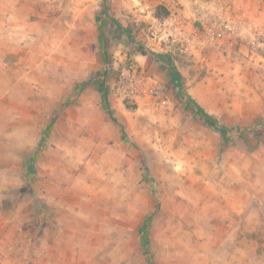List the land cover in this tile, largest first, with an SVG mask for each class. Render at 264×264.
I'll list each match as a JSON object with an SVG mask.
<instances>
[{"label": "rangeland", "instance_id": "obj_1", "mask_svg": "<svg viewBox=\"0 0 264 264\" xmlns=\"http://www.w3.org/2000/svg\"><path fill=\"white\" fill-rule=\"evenodd\" d=\"M167 1L45 0L43 87L0 63V264H264V43Z\"/></svg>", "mask_w": 264, "mask_h": 264}, {"label": "crops", "instance_id": "obj_2", "mask_svg": "<svg viewBox=\"0 0 264 264\" xmlns=\"http://www.w3.org/2000/svg\"><path fill=\"white\" fill-rule=\"evenodd\" d=\"M231 1L240 6L251 26L264 25V0ZM174 2L168 0L164 5L171 10ZM15 52H20L19 58ZM15 57L17 69L29 67L31 86L43 87L40 80L45 79V0H10L4 7L0 2V63L12 65Z\"/></svg>", "mask_w": 264, "mask_h": 264}, {"label": "built area", "instance_id": "obj_3", "mask_svg": "<svg viewBox=\"0 0 264 264\" xmlns=\"http://www.w3.org/2000/svg\"><path fill=\"white\" fill-rule=\"evenodd\" d=\"M190 1L195 6L194 11L205 29L200 43L202 46L215 48L230 39L247 43L257 41L260 45L264 43L262 32L258 30L250 32L248 19L236 3L224 0ZM258 38H262V41Z\"/></svg>", "mask_w": 264, "mask_h": 264}, {"label": "trees", "instance_id": "obj_4", "mask_svg": "<svg viewBox=\"0 0 264 264\" xmlns=\"http://www.w3.org/2000/svg\"><path fill=\"white\" fill-rule=\"evenodd\" d=\"M169 10L167 7L160 5L156 9V16L159 18H165L169 15ZM172 83L175 88L182 90V75L180 71L174 69L172 74ZM186 96V95H185ZM106 97V96H105ZM190 104L192 105L195 115L200 118V120L213 132L220 134L223 140L229 139L230 129L225 125L219 118L207 112L201 105H199L192 97L187 95Z\"/></svg>", "mask_w": 264, "mask_h": 264}]
</instances>
